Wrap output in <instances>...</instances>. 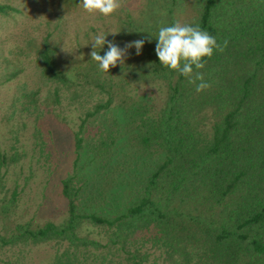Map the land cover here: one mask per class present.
Here are the masks:
<instances>
[{
  "label": "trees",
  "instance_id": "trees-1",
  "mask_svg": "<svg viewBox=\"0 0 264 264\" xmlns=\"http://www.w3.org/2000/svg\"><path fill=\"white\" fill-rule=\"evenodd\" d=\"M31 1L52 15L41 36L0 55L5 69L19 67L10 80L34 54L55 87L48 106L62 90L104 94L81 128L118 111L120 129L98 145L107 154L124 140L145 168L115 213L89 210L75 177L63 179L67 218L17 224L0 245L52 244V264H264V0ZM21 12L0 3L3 16ZM120 51L123 63L113 61ZM157 83L167 89L159 109L128 95Z\"/></svg>",
  "mask_w": 264,
  "mask_h": 264
},
{
  "label": "rangeland",
  "instance_id": "rangeland-1",
  "mask_svg": "<svg viewBox=\"0 0 264 264\" xmlns=\"http://www.w3.org/2000/svg\"><path fill=\"white\" fill-rule=\"evenodd\" d=\"M0 3L22 11L10 16L0 14L3 52L0 55L4 58L9 57L8 48L23 40L21 37L41 36L43 21L52 13L49 6L34 4L31 0H0ZM10 35L14 37L11 41L7 40ZM66 42L71 44L68 38ZM67 53L64 46L62 58H66ZM127 57L126 51H120L113 61L123 63ZM3 58L0 60V234L13 232L17 224L62 223L68 216L62 180L72 176L75 186L83 187L81 203L89 210H97V207L108 213L123 210L145 167L124 140L107 154L98 145L99 134H112L120 129V121L116 122L120 113L114 109L100 113L81 128L94 105L107 100L104 94L96 92L71 98L67 90H62L60 106H48L45 101L55 87L41 78L37 56L30 54L22 59V72L12 80L9 73L17 72L19 67L5 69ZM18 61L21 60H14L15 65ZM36 91L38 95L31 98ZM166 93V87L157 83L136 86L128 95L159 109ZM77 133L83 139L78 153ZM3 156L7 157L5 161ZM14 193L16 199L12 201ZM83 234L96 236L89 227ZM55 253L56 247L52 244L26 248L0 245V264H52Z\"/></svg>",
  "mask_w": 264,
  "mask_h": 264
}]
</instances>
